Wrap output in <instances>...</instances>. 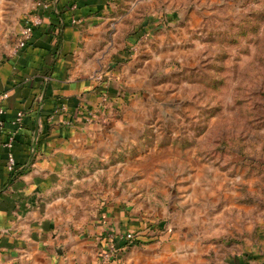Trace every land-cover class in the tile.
<instances>
[{
    "label": "rangeland",
    "instance_id": "374dc122",
    "mask_svg": "<svg viewBox=\"0 0 264 264\" xmlns=\"http://www.w3.org/2000/svg\"><path fill=\"white\" fill-rule=\"evenodd\" d=\"M36 1L0 0V60ZM118 2L119 38L146 32L130 50L133 80L116 83L127 100L113 114L126 115L117 145L87 168L86 217L123 205L184 241L170 250L183 255L189 239H207L214 250L198 264L225 262L256 232L263 245L264 0Z\"/></svg>",
    "mask_w": 264,
    "mask_h": 264
},
{
    "label": "crops",
    "instance_id": "0c3cea01",
    "mask_svg": "<svg viewBox=\"0 0 264 264\" xmlns=\"http://www.w3.org/2000/svg\"><path fill=\"white\" fill-rule=\"evenodd\" d=\"M118 1L37 0L29 18L40 20L30 39L0 60V264H100L110 235L148 221L120 204L90 208L86 217L82 194L92 177L87 168L117 145L126 115H113L123 101L118 105L112 95L116 83L133 80L128 71L137 64L130 51L135 40L118 35ZM10 136L13 171L4 147ZM254 236L237 241L239 250L225 252L221 264H264L261 235ZM171 240L151 243H161L154 253L127 249L119 264H185L189 256L198 264L214 250L207 239L192 237L183 255L170 250L184 241Z\"/></svg>",
    "mask_w": 264,
    "mask_h": 264
},
{
    "label": "built area",
    "instance_id": "2783aa9c",
    "mask_svg": "<svg viewBox=\"0 0 264 264\" xmlns=\"http://www.w3.org/2000/svg\"><path fill=\"white\" fill-rule=\"evenodd\" d=\"M44 7H46V5H44ZM40 17L37 15L34 18H28V20L26 21V23L23 26L22 32H21V36L20 38L17 40L16 45H15V49L13 50V53H17L25 44L26 42L30 39L31 35H32V31H33V27L39 23V19ZM4 96H6L4 94ZM108 96L107 93H103L101 95V101L102 102H107L108 100ZM21 117H22V112H18L17 114V118L15 119V123L17 125H20V121H21ZM12 141L13 138L12 136L9 137V139L4 142V147L7 149V168L10 171H13L15 169V159H14V155L11 151L12 148ZM134 238V233L133 232H123V233H119L116 236L115 235H110L109 236V243L107 244L106 248L102 250L101 254H100V259H99V263L100 264H107L108 261L110 260L111 256L115 253L117 247L115 244V241L117 240H122V239H132Z\"/></svg>",
    "mask_w": 264,
    "mask_h": 264
},
{
    "label": "trees",
    "instance_id": "16d2710c",
    "mask_svg": "<svg viewBox=\"0 0 264 264\" xmlns=\"http://www.w3.org/2000/svg\"><path fill=\"white\" fill-rule=\"evenodd\" d=\"M139 30H142V28L132 30L127 36L128 41L130 40L131 42L132 41L134 42L132 36H136ZM126 48L128 49V47ZM117 91L114 92L115 95H112V98H116V100H118V105L120 103L119 99H121L123 103L127 102L126 93H122L123 96H120L121 93ZM119 107L120 106L116 107V110L119 109ZM163 231H164L163 227H160L159 225H155L149 221L143 223V225H137V227L132 231L134 233V238L130 240L122 239L115 241L117 249L115 253L111 256L107 264H119L120 254H122L127 249H130L132 247H141L142 245H146L155 241L167 240L168 238H170L169 237L170 234L168 233L165 234V232Z\"/></svg>",
    "mask_w": 264,
    "mask_h": 264
}]
</instances>
